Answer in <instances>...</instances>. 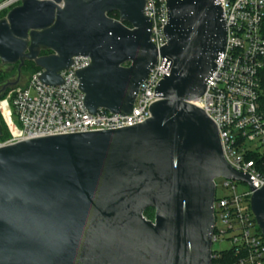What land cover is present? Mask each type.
Returning <instances> with one entry per match:
<instances>
[{
	"label": "water",
	"instance_id": "1",
	"mask_svg": "<svg viewBox=\"0 0 264 264\" xmlns=\"http://www.w3.org/2000/svg\"><path fill=\"white\" fill-rule=\"evenodd\" d=\"M220 4L166 0L160 51L145 0H24L0 20V62L19 78L28 61L59 86L73 58L90 59L77 77L91 114L129 115L158 57L171 65L139 125L0 148V264H212L219 178L249 185L264 237V188L227 163L217 126L192 104L225 49Z\"/></svg>",
	"mask_w": 264,
	"mask_h": 264
},
{
	"label": "built area",
	"instance_id": "2",
	"mask_svg": "<svg viewBox=\"0 0 264 264\" xmlns=\"http://www.w3.org/2000/svg\"><path fill=\"white\" fill-rule=\"evenodd\" d=\"M24 0H4L0 13L9 12ZM226 24V45L216 68L206 80L204 95L192 104L203 109L217 126L223 155L237 172L249 175L256 189L264 188V172L254 155L264 157V115L260 112V73L264 69V0H217ZM144 15L152 21L151 43L159 50L167 43L166 0H145ZM162 57L140 86L133 110L117 115L99 109L91 114L85 106L77 73L90 65L86 57L73 58L69 69L60 72L62 84L46 85L43 70L32 73L23 88L0 97V117L8 128V139L0 148L28 139L69 135L136 126L149 119L152 103L160 100L155 88L169 70ZM225 180V179H224ZM236 182L225 180L231 193L214 202L215 226L212 264H264V237L251 211L253 192L236 193ZM219 223V225H218ZM228 246L221 249L222 243Z\"/></svg>",
	"mask_w": 264,
	"mask_h": 264
},
{
	"label": "rangeland",
	"instance_id": "3",
	"mask_svg": "<svg viewBox=\"0 0 264 264\" xmlns=\"http://www.w3.org/2000/svg\"><path fill=\"white\" fill-rule=\"evenodd\" d=\"M4 0H0V4L3 2ZM8 13V12H6ZM6 17L5 12H1L0 13V20L4 19ZM119 17V16H118ZM118 17L114 16L115 19H118ZM0 73H5L7 74V77L5 79V82L0 84V95L2 92H5L4 95L8 94V92L11 90H15L16 88H23L27 85L28 80L30 75L32 74V71L27 69L26 71L22 70L20 73V78H19V73H18V65L16 66H4L1 64L0 62ZM18 83L15 85L14 83L17 82ZM7 86L6 89L3 90L4 86ZM0 135L3 136V138L8 137L9 136V132H8V128L6 127V125L4 124L2 118L0 117ZM224 182L225 180L223 178H219L215 181L216 183V199H221L224 198L226 196H228L231 193V189H228L224 186ZM236 193L238 195L246 192L247 190H249V185L247 183L244 182H236ZM154 221V218L153 220ZM219 225V223H218ZM228 246V243H222L221 244V249H224Z\"/></svg>",
	"mask_w": 264,
	"mask_h": 264
},
{
	"label": "trees",
	"instance_id": "4",
	"mask_svg": "<svg viewBox=\"0 0 264 264\" xmlns=\"http://www.w3.org/2000/svg\"><path fill=\"white\" fill-rule=\"evenodd\" d=\"M5 15H7L6 12H5ZM109 16L111 18H114L113 14H109ZM116 17H118V16H116ZM262 33L264 35V22H263V25H262ZM50 54H51V52H49V51H42L41 52L42 56H47V55H50ZM27 69L31 70L32 73L40 70L33 62L26 61L24 66H23V68H22V70L26 71ZM6 77H7V74L0 73V84L5 82ZM0 99H1V97H0ZM259 108H260V112L264 115V69L260 73ZM8 137H6V138L4 137L3 138V136L0 135V140L4 141V140L8 139ZM249 159H252V160L256 161L257 164H258V169L260 171L264 172V157H258V156L251 155V156H249ZM144 217L147 220L152 221L153 218H154V210L153 209H147L146 212L144 213Z\"/></svg>",
	"mask_w": 264,
	"mask_h": 264
},
{
	"label": "flooded vegetation",
	"instance_id": "5",
	"mask_svg": "<svg viewBox=\"0 0 264 264\" xmlns=\"http://www.w3.org/2000/svg\"><path fill=\"white\" fill-rule=\"evenodd\" d=\"M113 14V16H118V14L117 13H112Z\"/></svg>",
	"mask_w": 264,
	"mask_h": 264
}]
</instances>
